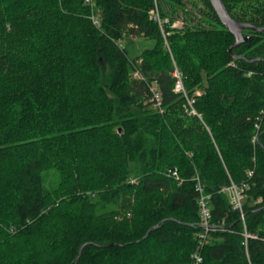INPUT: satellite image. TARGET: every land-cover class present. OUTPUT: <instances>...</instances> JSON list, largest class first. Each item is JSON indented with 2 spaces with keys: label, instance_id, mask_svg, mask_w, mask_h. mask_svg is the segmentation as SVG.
<instances>
[{
  "label": "trees",
  "instance_id": "1",
  "mask_svg": "<svg viewBox=\"0 0 264 264\" xmlns=\"http://www.w3.org/2000/svg\"><path fill=\"white\" fill-rule=\"evenodd\" d=\"M223 2L261 30L233 46L210 0H0V264H264V0Z\"/></svg>",
  "mask_w": 264,
  "mask_h": 264
},
{
  "label": "built area",
  "instance_id": "2",
  "mask_svg": "<svg viewBox=\"0 0 264 264\" xmlns=\"http://www.w3.org/2000/svg\"><path fill=\"white\" fill-rule=\"evenodd\" d=\"M87 1L91 2L92 0H87ZM150 14H151L150 17L153 18L154 20L158 21L162 28H163L164 23L170 22V20L168 18H162L161 17L158 7L153 8L151 10ZM98 17L99 16L94 18L95 23L99 22ZM176 22H180V21L173 22L172 25L174 27L177 26ZM120 46L124 47V44L122 43V41L120 42ZM138 62H141V60H138ZM173 74L176 78L174 91H176L178 93H180V92L184 93L187 96L185 84L183 81L182 72L179 70V68L176 67L174 69ZM133 77H135L137 79H141V80L145 79V76L141 72L140 68H136L134 70ZM148 87H149V91H150L149 93H150L151 100L153 101L155 107L162 109V94H161L160 87H159L158 83L156 81L150 82L148 84ZM189 103H190V106L186 107V112L188 114L196 113V110L193 107V100L189 99ZM173 175L178 177V171L174 170ZM132 181H135V179H132ZM196 188L200 193L199 206H200L201 222H202V225L204 227V230L201 233V239H200V243H199V249H200V248H202V246L204 245V243L207 240V235H208L209 230L211 228L210 221H211L212 213H211V209H210V205H209L210 195H208L204 192V187L200 182H198ZM223 190L227 191L230 194L231 203L233 205V208L243 211V202H244L243 190H244V187L243 186H237L236 184H233L231 186L223 188ZM242 217L244 218L243 213H242ZM250 236L256 237L257 235L250 234L246 231L245 232V237H246L245 245H247V238ZM193 258L195 260V264H201V262L203 261V257L201 256V253L199 252V250H197L193 254Z\"/></svg>",
  "mask_w": 264,
  "mask_h": 264
},
{
  "label": "rangeland",
  "instance_id": "3",
  "mask_svg": "<svg viewBox=\"0 0 264 264\" xmlns=\"http://www.w3.org/2000/svg\"><path fill=\"white\" fill-rule=\"evenodd\" d=\"M201 2H199V6H201ZM177 28H181L183 26L182 21L176 22ZM126 48L128 55L130 58L134 59L139 56L143 50L147 48H152L155 45V40L151 38L144 37L142 35L138 36H124L121 40ZM59 181V174L55 169L50 170L49 175L46 177L45 185L47 187L54 186Z\"/></svg>",
  "mask_w": 264,
  "mask_h": 264
},
{
  "label": "water",
  "instance_id": "4",
  "mask_svg": "<svg viewBox=\"0 0 264 264\" xmlns=\"http://www.w3.org/2000/svg\"><path fill=\"white\" fill-rule=\"evenodd\" d=\"M210 2L219 15L223 24L235 35V43L233 44V46H236L247 39V37L243 33L244 28L257 29L251 25L236 21L228 12L223 0H210ZM233 46L230 47V50H232Z\"/></svg>",
  "mask_w": 264,
  "mask_h": 264
}]
</instances>
